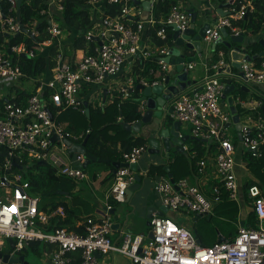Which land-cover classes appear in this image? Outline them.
<instances>
[{"label":"built area","instance_id":"2783aa9c","mask_svg":"<svg viewBox=\"0 0 264 264\" xmlns=\"http://www.w3.org/2000/svg\"><path fill=\"white\" fill-rule=\"evenodd\" d=\"M0 0V81L18 79L24 76L19 66L12 63L11 54L33 57L35 51L26 49L24 43L9 44V37L19 33V22L16 19V1L6 0L7 14L1 8ZM46 4L39 14L48 17L47 31L51 37L58 40L62 37L61 29L52 19L49 9L61 11L62 0H42ZM154 2L157 0H153ZM169 10L158 21L160 27L156 36L166 41V27L175 24L184 30L190 24V13L183 7L181 0H166ZM230 5L235 0H222ZM253 0H243L238 9L230 8L226 15H217L205 31L204 40L212 44L221 36L220 29L225 28L229 34H238L240 29L232 25V20L241 19L247 9H252ZM117 4L119 11L115 15H99L98 20L89 17L94 22L85 33L86 40L95 42L93 53H82L72 59L59 50L55 56V64L50 69V77H41L35 82L37 86L23 103L16 102L14 96L6 97L0 107V252L3 253L5 242L11 238L14 248L7 252L17 256L23 248L33 241L52 244L55 249L50 251L49 260L52 264H97V254L108 256L118 252L129 257L133 264H264V195L260 187L253 183L246 189L250 200L249 209L256 218L255 226L240 225L242 213L236 219L234 235L223 237L209 245L201 246L196 242L194 233L166 215L152 213L150 231L152 237L142 234H131L123 228H112V206L105 204L104 214L99 218L85 216L81 232L69 231L66 228L46 230L55 218H63L65 212L62 206L54 209H43L41 194L33 191L28 181L22 179V174L14 164L27 167L35 162L52 169L54 176L67 177L78 181L84 179L86 173L81 167L84 155L69 154L64 140L80 143L85 132L74 133L58 120V116L67 109L84 112L83 98L79 92L83 85L101 86L110 78L119 79L123 64L128 60L134 66L140 60H149L158 68L156 72L160 79L150 81L147 76L133 74L128 76L118 89L122 99L130 98L136 84L143 86L155 85L164 78L167 67L164 57L169 52V45H146L141 43L144 22L130 16L131 0H87L90 7L103 4ZM5 15L3 18L2 15ZM154 24L153 20L147 21ZM35 21L28 23L27 29L37 35L34 29ZM28 35V34H27ZM97 37V40H94ZM144 40V39H143ZM100 42V44L98 43ZM144 42V41H143ZM50 39L41 43L46 46ZM41 46V47H42ZM39 47V48H41ZM200 58V55H198ZM197 62L185 64L186 70H191ZM227 62L220 53L214 63H204L205 74L201 80L195 79V86L188 92L178 94L171 103L172 112L169 118L181 123H187L193 136L211 140L216 147L212 159L203 156L196 161L194 172L196 181L179 178L173 182L167 176H159L153 184V191L160 204L168 211H183L187 214L211 216L214 207L223 197L241 205L239 182L233 172L235 165V146L228 136L226 124L231 115L221 95L226 85V78L217 72L225 68ZM214 74H208V69ZM240 71L245 82L252 85H264V58L256 65L243 60ZM158 72V73H157ZM118 81V80H117ZM240 84V82H238ZM3 97V94L0 95ZM4 99V98H3ZM236 104L247 108L252 104L234 97ZM139 102V101H138ZM139 104H143L139 102ZM222 104V105H221ZM224 106L227 109H224ZM117 121H121L118 117ZM241 144L253 156H264L261 147L264 145V115L256 125L243 124L241 127ZM57 139L53 140L52 137ZM147 149V144L133 146L121 154V162L137 163L139 157ZM211 161L213 170L207 169ZM135 170L129 166L119 167L113 171L112 184L107 199L120 203L126 198L128 186L134 182ZM147 172L143 175L145 176ZM208 192L213 202L204 194ZM80 225V226H81ZM38 226V228H36ZM118 239L113 240L114 232ZM9 248V247H8ZM78 255V260L72 255ZM19 256V255H18ZM0 264H9L2 262ZM11 264H23L14 262Z\"/></svg>","mask_w":264,"mask_h":264},{"label":"trees","instance_id":"16d2710c","mask_svg":"<svg viewBox=\"0 0 264 264\" xmlns=\"http://www.w3.org/2000/svg\"><path fill=\"white\" fill-rule=\"evenodd\" d=\"M87 0H62V10L58 11L55 8L49 9L52 19L57 23L59 29H61L62 34H65V37L61 40L53 38L47 31L48 28V17L46 15L39 14L41 9H45L47 6L42 0H22L19 10H20V21L24 25V27H29L28 23L31 21H35L34 29L37 31V35L29 36L25 33L15 34L10 36L9 44L16 45L19 43H24L26 49H33L35 51V55L33 57H28L27 55H17L10 54L9 58L12 63H15L21 69L25 78H33L37 79L39 77L47 80L50 77V69L53 67L55 63V56L59 50H62L63 55L68 56L69 59L74 58L75 52L77 50H83L85 53H93V48L95 46V42L92 40H86L85 33L93 24V20L89 18V14L87 12ZM243 3V0H235L230 7L234 9H238L239 6ZM253 8L247 9L245 15L238 20H232V25L234 27H238L244 36L248 35H256L263 28L264 24V0H253L252 2ZM1 8L4 13L7 12L8 3L6 0L1 1ZM169 10V3L166 0H157L153 4V16L156 21L152 26H147L145 28V35L149 38L150 42L155 45H163L167 43L169 46L172 45V41L169 37V33L171 32L170 27H166L167 39L166 41L160 40L156 36V30L160 27L158 21L160 17H166ZM119 11V5L117 4H103V15H115ZM27 27V28H28ZM4 37L0 34V41L3 40ZM50 39V43L46 46H42L41 43L45 40ZM42 46V47H41ZM251 55L255 54L259 48L260 44L252 40L251 42ZM41 47V48H39ZM214 56L215 59L218 60V52L222 51L224 54V59L227 61V50L222 44H217L214 48ZM212 51V52H213ZM11 55H13L11 57ZM264 57L255 58L254 61L258 64ZM213 62L215 60H212ZM156 71L158 68L156 65L149 60H140L133 68L134 74H141L147 76L150 81H155L160 79V77H155L156 72L154 74H150V70ZM158 73V72H157ZM36 83V82H35ZM37 84V83H36ZM12 88V87H10ZM83 89L79 94L82 95L83 92V102H87V107L89 108V114L86 115L85 112L80 113L84 119L88 120V125H84V128H79V125L74 124L73 122H69L66 128L74 133L85 132L86 129H89V132L84 134V137L88 135L86 141V151L97 158H106L112 161L121 162V154L123 151L130 150L135 145L146 144V140L142 137H134L130 131H126L122 128V122L125 123H133L140 119L142 111L140 110L138 99L140 98L141 90L133 87L129 91L131 92L130 98L122 99L121 93L118 88H113L111 92L110 100L100 102L91 108V100L89 95V88L86 85H83ZM257 89V88H256ZM258 90V89H257ZM238 96L245 101L255 100L261 102L264 101L262 98L263 93L260 95H253V98H249L248 94L245 93L243 89H237ZM31 94V92L26 91L25 89L16 90L14 96V100L19 103H23L26 98ZM7 97L11 95L9 93L6 94ZM103 94H100V97ZM3 97H0V107L2 106ZM84 106V105H83ZM237 109L241 113H251L253 116L255 115L256 110L259 113L264 115L263 103L256 110H244L239 105H236ZM120 117L121 121H117V118ZM60 117H58L59 119ZM60 121V119H59ZM77 122H81L77 120ZM83 137V138H84ZM234 141L239 143L237 136L234 135ZM192 145L190 146V150L196 151V156H202L204 153V142L199 140H188ZM262 153H264V145L261 147ZM175 152L174 162L177 166H183L184 170H179L180 173L174 171L172 169V164H170V170L167 172L164 170V164L149 166L147 170V175L151 174L153 176H167V173H173V179L177 180L179 178H183L186 176L187 171H195V162L196 159H190L184 157V152L180 153ZM247 153V152H246ZM248 154V153H247ZM250 171L255 173L257 176L264 177V170L261 173H258V170L264 168V156H260L258 158H254L253 156L248 154V157L245 159ZM111 170H109L108 174L105 176V179L113 175V166L110 163H106ZM22 174V179L28 181L32 186L33 191H38L41 194L42 199V207L43 209H54L58 206H62L65 212V216L63 218H55L51 221L50 225L46 227V230L50 231L54 228H66L69 231L81 232L82 225L76 226L75 222L78 221V213L77 208L73 203L68 205L65 198L66 195L59 194L58 191L67 192V196H71L73 189L75 188V180L69 179L67 177L54 176L52 169L48 166H44V164H38L35 162L33 164L28 165L27 167H23L22 170H19ZM95 174H92L94 176ZM141 180H142V175ZM256 183L255 180H250L248 182H244L239 184L240 190L242 191V200L241 205L247 206L250 203L246 195V189L249 185ZM258 184V183H256ZM259 185V184H258ZM260 186V185H259ZM109 203L112 205L116 203L113 199L109 198ZM226 205L232 206V212L236 215L235 219H237L239 213L238 205L233 201H228L227 198L223 197L222 201L217 203L214 207V211H218V216H224L228 213V210L224 209ZM246 206V207H247ZM232 214V215H233ZM208 218H211L209 216ZM237 221V220H236ZM256 218L254 213L249 210L247 213V217L244 220L245 226H255ZM236 231V227H235ZM234 232H229L228 234L234 235ZM35 243V241L30 242ZM48 244V243H46ZM50 245V250L55 248L54 245ZM26 249V248H25ZM24 250V248H23ZM21 253V252H20ZM74 256L75 260H78V255Z\"/></svg>","mask_w":264,"mask_h":264},{"label":"water","instance_id":"95a60500","mask_svg":"<svg viewBox=\"0 0 264 264\" xmlns=\"http://www.w3.org/2000/svg\"><path fill=\"white\" fill-rule=\"evenodd\" d=\"M16 1V19L19 22V33H25L30 35L31 33L27 31L24 25L20 21V4L22 0ZM134 5H141L146 14L150 11L151 0H131ZM194 0H186V3H192ZM205 9V8H203ZM186 11L190 13V24L184 30L177 28L175 24L170 25L171 32L169 37L172 41V45L169 47L168 54L164 57V62L167 68L164 72V78L161 82L150 85L143 86L141 84H136L134 87L142 91L141 97L138 99L139 102L143 103L144 110L141 114L139 120L133 123L122 122V128L126 131L141 133L142 136L148 141V152L160 154L159 157L168 158L170 156L171 150L177 152H183L184 143L187 140H206L198 138L193 135L181 134L180 125L181 123L177 120H171L169 114L172 112L171 103L175 97L180 93H185L190 91L195 85V79L191 75L190 70L185 69V64L193 62L198 58V55H202L206 50L207 43L204 40L205 31L208 29L210 22L204 21L198 28H196L195 22L197 18V13L194 11L193 7L186 8ZM216 12L219 15H226L227 12L222 11V5H219ZM4 18L5 15L3 14ZM147 17V16H146ZM49 24V23H48ZM221 36L213 42L212 51L217 44H222L227 50V57L229 64L225 68H218L217 72L226 78V85L224 87L223 93L221 95L222 102H225L229 113L231 115V120L226 124L234 125L236 130V135L239 141H241V127L243 124L240 121L241 112L238 111L234 96L232 93L238 89L236 86L237 82L244 81L243 74L240 71V64L243 60L251 61L258 57H264V38H260L257 42L263 48L257 54L247 53V49L250 47L251 42H244L243 33L229 34L228 30L225 28L220 29ZM17 33V34H19ZM97 40V37H94ZM100 44V42H98ZM8 54H11L10 48H8ZM244 86L241 85L240 89ZM103 94H106V90L103 89ZM7 101V98L3 99ZM83 105L85 107V114L87 115L89 109L87 107V102L84 101ZM88 135H86L80 143H72L70 140H64L67 146V151L69 154L80 153L84 155V162L81 167L85 169L88 164L92 162H103L110 163L114 169L119 167L129 166L132 170H137V163L128 164L126 162H110L106 158H97L96 156L90 155L86 151V141ZM53 140L57 137L53 136ZM40 164V163H39ZM18 169H22V166L14 164ZM164 170L169 171L168 165L163 166ZM167 177L171 182L174 181L171 173H167ZM141 176L139 173L134 174V182L131 183L126 190V201L132 196V194L140 188ZM59 194L67 195L65 191H58ZM112 212V211H111ZM168 208L161 205L157 210L153 206H149L146 210V225L150 226V219L152 213L159 216L167 215ZM113 213V212H112ZM200 214H196L194 219L200 218ZM240 225H244L243 221ZM119 227V223H112V228L115 230ZM198 244L201 243L196 232H193ZM148 237H152V232L148 231ZM223 236L219 235L217 241H221ZM9 249L14 248L13 239L8 240ZM98 255V254H97ZM0 258L2 262H8L9 264L14 262H22L23 264H28L24 260L22 255L13 256L8 253H1Z\"/></svg>","mask_w":264,"mask_h":264},{"label":"crops","instance_id":"0c3cea01","mask_svg":"<svg viewBox=\"0 0 264 264\" xmlns=\"http://www.w3.org/2000/svg\"><path fill=\"white\" fill-rule=\"evenodd\" d=\"M181 2H182L183 7H185V9L188 8V7H193L194 11L197 13L196 16L197 17L201 16L202 20L208 21V22H212V20L217 15H219L216 12V10L218 9L219 5H222V11L223 12H229V9L231 8L229 3L224 2L222 0H194L192 3H189V4L186 3V0H181ZM153 4H154V1L151 0L150 11L147 14L143 10L141 5H134L133 4L131 6V8H130V12H129L130 16L134 17L135 20H139V21H143L144 22V31H145V28L147 26H152L153 25V24L148 23L147 21L153 20L154 24L156 23V21L154 19V16H153V11H152L153 10ZM86 5H87V9L86 10H87V12L89 14V17L92 16L94 20H98L99 15L103 12L102 5H94V7L93 6L90 7L88 4H86ZM203 8H205V9H203ZM162 19H163V17H160L159 21H162ZM263 26H264V24H263ZM144 31H143V34H142L141 43H145L146 45H155V44H152L150 42L149 38L146 37ZM63 36L64 35H62L61 39L63 38ZM260 38H264V28L256 35L244 36V42H250L251 40L257 41ZM212 46H213V43L212 44H207L206 45V49H205L206 51L204 53H202L200 58H196L197 61L200 60L199 63H201L203 65V70H202L203 75L205 74L204 63L211 64V63H214L212 60L216 61L215 56H214L215 55L214 51L212 52V50H211ZM262 49L263 48L260 47L257 52L261 51ZM250 51H251V46L247 49V53L251 54ZM221 52L222 51L218 52V56L219 57H220V53ZM257 52L255 54H257ZM82 53H84L83 50H77L75 52V56L76 57L81 56ZM67 58H68V56H67ZM223 58H224V54H223ZM226 62L229 64V60H227ZM251 62L254 65L256 64L254 59L251 60ZM194 67L190 70L191 72L194 69ZM133 68H134L133 62L131 60L130 61L127 60L123 64V67H122L123 71H122V74H121L120 78L125 79L128 76L133 75L134 74L133 73ZM199 72H200V69H199ZM208 74H210V75L214 74V70L209 68L208 69ZM195 77L196 76H194V78ZM19 79H28V78H22L21 77ZM110 79H111V82H109V80H107V81L104 82L103 85L98 86V87L97 86H93V85H86V87L89 88V95H90V100H91V108L94 107L96 104H99L100 102L106 101V99L110 100L109 98L111 97L110 95H111L112 89L113 88H118L119 85L122 84L123 81H124L122 79H119V74H118V78L115 77V78H110ZM241 85L244 86L243 90L245 91V93L248 94L250 99L253 98L252 96L255 95V94L256 95H260L262 93L264 94V85H258V84L257 85H254V84L252 85L249 82L242 81L238 85V89H240ZM36 86H37V84L35 83L34 88L31 89V91H29V92H33ZM10 87H13V86H10ZM82 87H81V90L83 89ZM17 89L21 90V88H19L18 86H15V91ZM103 89L106 90V94L105 95L103 94ZM101 93L103 94V96L100 97ZM237 94H238L237 90H235L232 93V95L234 97L238 96ZM0 95H2V94H0ZM141 95H142V91H141L140 97H141ZM80 96H81V98L84 97L83 92H82V95L80 94ZM262 96H263L262 98L264 99V95H262ZM250 102H252V104L250 106H248L247 108H244V107L240 106L239 104H237V105H239L244 110H250V109L251 110H256L263 103V108L262 109H264V101L263 100H261V102H259V101H255V100L251 99ZM139 108L143 112V110H144L143 104H140ZM67 110H71V109H67ZM67 110H64L62 113H64ZM73 111H75V110H73ZM256 111L257 112H255L254 116L251 114L252 112L251 113H244L243 112L242 115L240 116L241 123L242 124L256 125L257 121L260 119V117L263 116V114L259 113L258 110H256ZM77 112H79V111H77ZM62 113L58 117H61ZM88 114H89V112H88ZM60 122L63 123L64 125H66V126L68 125L69 122H73L74 124L79 125L80 126L79 128H84V125H82L81 122L80 123L77 122V120H74V121H71V120L62 121V119H61ZM227 128H228L227 132L229 133L228 136L230 137L231 142L235 146V153H234V155H235V165H234V168H233V172H234L239 184L244 183V182H248L250 180H254L252 178V176H250V173H251L250 170L251 169L249 168V166H248V164H247V162L245 160L248 157L249 152L242 146V144H241V142L239 140H238L239 143H236L234 141V135H236V130H235L234 125H232V124L228 125ZM180 132L183 135L185 134L181 130V126H180ZM131 133L133 134L134 137H142V138H144L141 133H135V132H131ZM199 141L204 142V144H203L204 153L202 154V156H198V157L196 156V151H194V150L191 151L190 150V146L192 145V143L188 142V140L184 143L183 152L186 153V151H190L191 153H190L189 158L190 159H194L195 158L196 161L199 158L203 157V156L212 155L216 151L215 144L211 140H205V141L204 140H199ZM146 144H148V143L146 142ZM174 151L175 150H173V149L171 150L170 156L168 158L159 157V158H155L154 160H151V159L144 160L143 163H145V164L150 163V164L148 166L146 165L144 167H139V169H138V161L141 158V156H140L138 161H137V170H148L149 166L151 164H153V165H158V164L166 165L167 164L168 167H169V170H170V164H172V169L174 171L176 170V172L179 175V173H180L179 170H184V169L182 168L183 166H177L175 164L174 158H175L176 155H175ZM180 153H182V152H180ZM209 157L212 159L213 156H209ZM112 162H114V161H112ZM84 170H95V171L92 172L91 175H89L85 171L87 177H85L82 180L75 181V188L73 189L71 196L69 197V196L66 195L67 198L65 199L66 202L68 203V205H71V203H73V201H74V205L77 208V213H78V219L79 220L75 222L76 226L77 225L80 226L82 224V222L84 221L85 216H91V217H94V218H96V217L99 218L100 216H102L104 214L103 212H104L105 204L109 203V199H107V195H108V191H109V188L107 187L108 182H105L109 178L108 177V178L105 179V176L108 174L109 170H111L109 168V166L106 163H103V162H96V163L88 164L87 167ZM113 170H115L114 167H113ZM195 170H196V162H195ZM206 170H213L212 169V163H211L210 160L207 162V169ZM260 170H264V168L260 169ZM194 172H195L194 170L190 171V172L188 170L187 173H186V176L183 177V178H188L192 183H195L196 178H195ZM92 174H95V175L92 176ZM171 175L173 176V173H171ZM243 175H245L246 179H242ZM110 179L112 180L111 176H110ZM85 181L86 182L90 181V183H89L90 188L88 190L86 189V185L82 184ZM140 187H141V184H140ZM151 189H152V187L150 186L148 188L149 192L145 191L144 193H141V194H138L137 192H134L132 194V196L128 199V201H126V198H125L124 202H127V203L130 202L131 208H132V210H128V212L125 215L122 214L121 212L116 214V212H115L116 209L114 208V206H116L115 205L116 203L117 204H119V203L118 202L113 203L111 205L112 206V212L114 214H116L115 215L116 217H114L113 223H119V228H123V225L130 218V215L133 216L132 221L135 222L138 217L146 219V210H147V208L149 206H153L157 210L161 206L160 200H159L158 196L156 195V193L153 191V189L152 190ZM241 190H240V197H241V200H242V191ZM124 202H120V203H124ZM238 207L242 208L240 205H238ZM122 216H123L124 220L121 223L120 221H121ZM166 216L169 217V214H167ZM169 218H171V217H169ZM241 218H242L243 224H244V220L246 218L243 219L244 218L243 215H241ZM146 222H147V219H146ZM146 222H145V224H146ZM193 231H195L194 228H193ZM216 233H217V239H218V237H219V235H221V233L219 231H216ZM221 236H223V235H221ZM228 236H230V235L228 234L227 236H223V237H228ZM112 238H113V240H117L118 239V233L116 231L113 233ZM198 238L200 239L201 243H203L205 245H209V244L213 243V241L209 242V241H207V239H204L203 236L198 235ZM39 243H40L39 241H35V243H33V244L30 243L27 246H25V248L26 249L30 248L34 252L38 253L39 252ZM49 247H50L49 244H46V243L43 242L42 251H41V253L40 252L38 253V255L40 254L41 264H52L50 262V260L48 259L49 258V254L48 253L50 251H52L53 249H55V248L50 250ZM25 248L20 254H17V255H22L24 257V260L26 261V258H25L26 249ZM111 256H112V254H109L108 256H103V255L98 254L96 256L97 257V264H105V262ZM125 258L128 261H125L123 264H133L129 257L125 256Z\"/></svg>","mask_w":264,"mask_h":264},{"label":"rangeland","instance_id":"374dc122","mask_svg":"<svg viewBox=\"0 0 264 264\" xmlns=\"http://www.w3.org/2000/svg\"><path fill=\"white\" fill-rule=\"evenodd\" d=\"M203 22H204V20H202V17L198 16L196 18V22H195L196 28H198V26H200ZM64 37H65V34H64L63 38ZM12 56L13 55H11V57ZM74 57H76V56H74ZM199 69H200V72H199ZM202 70H203V65L201 63L197 62L196 66L194 67L192 72L190 71V73H191V75L196 76L197 79L201 80L204 76ZM22 78H25V77H22ZM35 80L36 79H33V78H28V79H19L18 78V79H11V80L1 79V81H0V94H3V96H5L4 98L7 97L6 96L7 93H9L11 96H13L15 94V86H18L21 89H25L26 91H31V89H33L35 86ZM238 85H239V83L237 82L236 86L238 87ZM10 86H13V87L9 88ZM224 109L226 110L227 107L224 106ZM59 119H60V121H61V119H62V121L80 120L82 125H88V120L84 119L81 116V114L79 112H77V110L73 111V109L67 110L64 113H62V116ZM180 126H181V130L185 134L192 135L190 130H189V125L187 123H182V125H180ZM147 143H148V141H147ZM147 148H148V144H147ZM190 153H191L190 151H186V153L184 154V156L188 160L190 159L189 158ZM159 155L160 154L149 153L148 150L146 149V151H144L142 153L141 158L138 161V169H139V167H144L146 165L148 166L150 164V163H147V164L143 163L144 160H147V159L154 160L155 158H159ZM92 163H96V162H92ZM84 171H86V173L91 175V173L94 172L95 170H84ZM146 171L147 170H136V173H139L140 175H142L141 187L139 190L135 191L138 194H141V193H144L145 191H148V188L150 186L153 189V184H154L155 180L157 179L156 176H153L151 174H148V175L146 174L144 176L143 174ZM262 171L263 170H258V173H261ZM250 176H252V178L256 181V183H258L260 185L259 186L257 184L260 187V189L264 195V177L262 178L261 176H257L255 173H252V172L250 173ZM242 177H243L242 179H246L245 175H243ZM105 182H108L107 187L110 188L109 186H111V184H112V180L110 179V177ZM89 183H90V181H87V182L85 181L82 183V184L86 185L87 190L90 188ZM204 194L207 195V197L215 205V202L209 196L208 192H204ZM66 198H67V196H66ZM115 205L116 206H114V208L116 209L115 210L116 214L121 212L122 214L125 215L128 212V210H132L130 202L129 203L124 202V203H119V204L116 203ZM246 206H247V203H246V205H244V207L239 208V212H241L243 217H244L243 219H245L247 217V213L250 210L249 206H247V207ZM224 209L228 210V213L224 216H218L219 215V214H217L218 211L217 212L214 211L211 213V218H208V215H206V216H202L200 218H197L196 220H194L193 214H187L183 211H177V212L169 211L168 214H169V217L174 219L177 223L182 224L183 226L190 229L192 232H194L193 231V228H194L195 232H197L196 233L197 235L203 236L204 239H207V241H209V242H212V241L214 242L217 239L216 231H219L221 233V235H223V236H227L229 232L235 231V227H236V219H235L236 217L235 216L236 215H234L232 212V206L226 205L224 207ZM116 214H114V213L112 214V216H111L112 221H114V217H116L115 216ZM132 219H133V216L130 215V218L123 225L124 231H129L133 235L134 234H142L144 236H148V231L150 230V226H147L145 224L146 219L138 217L135 222L132 221ZM123 220H124V218L122 216L120 222L122 223ZM36 228H38V226H36ZM200 245L204 246L205 244L201 243ZM42 247H43V242H40L39 243V252L40 253L42 251ZM8 251H9L8 244H7V242H5V246L3 247V253H7ZM38 253L34 252L30 248H27L25 251L26 261L29 264H41L40 254L38 255ZM125 261H128V260L125 258L124 255H122L118 252H115V253H112V256L105 262V264H123Z\"/></svg>","mask_w":264,"mask_h":264},{"label":"clouds","instance_id":"9594fccd","mask_svg":"<svg viewBox=\"0 0 264 264\" xmlns=\"http://www.w3.org/2000/svg\"><path fill=\"white\" fill-rule=\"evenodd\" d=\"M237 105V104H236ZM84 112H85V107H84ZM136 171V170H135ZM18 256V255H17Z\"/></svg>","mask_w":264,"mask_h":264}]
</instances>
